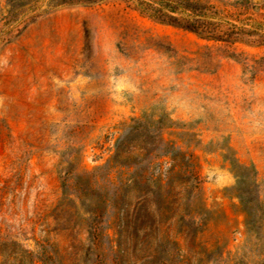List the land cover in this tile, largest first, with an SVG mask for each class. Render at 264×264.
Returning <instances> with one entry per match:
<instances>
[{
	"label": "rangeland",
	"instance_id": "obj_1",
	"mask_svg": "<svg viewBox=\"0 0 264 264\" xmlns=\"http://www.w3.org/2000/svg\"><path fill=\"white\" fill-rule=\"evenodd\" d=\"M139 1L0 0V264H121L114 239L86 233L117 223L115 186L130 176L100 169L117 152L139 164V181L172 176L183 204L182 179L195 177V205L208 213L171 239V264L261 261L228 189L239 165L264 183V45L159 22ZM200 1L228 20L264 22V0Z\"/></svg>",
	"mask_w": 264,
	"mask_h": 264
},
{
	"label": "trees",
	"instance_id": "obj_2",
	"mask_svg": "<svg viewBox=\"0 0 264 264\" xmlns=\"http://www.w3.org/2000/svg\"><path fill=\"white\" fill-rule=\"evenodd\" d=\"M247 4V5H246ZM242 7H249L251 4L246 3ZM258 6L257 4H253ZM137 7L145 14L159 22L173 25L206 38L215 41H235L241 35H247L257 38L260 44L264 45V22L251 17L249 22L241 23L236 20L225 19L212 13V6L209 3L193 0H144L137 3ZM134 126L132 127V129ZM192 157L186 160L185 165H193ZM138 163L124 164L120 161V154L117 152L103 167L109 172L116 175L121 169L128 170L130 178L128 183L115 186L114 199L116 206L113 216L117 220L115 225L108 227H95L90 225L86 229L88 235H94L97 232L102 233L106 239H114L117 251L122 253L121 264H171L172 258L177 257L179 250L175 240L182 233L183 224L186 223L191 214L197 212L200 215H206L208 209L202 204L199 209L195 205V177L188 176L182 179L180 190L187 191L186 202L183 204L182 199H178L175 194V179L164 183L161 178H143L139 181L134 174L138 173ZM241 171L236 175V185L228 190H232L239 202L241 212L245 218V233L249 240H255L263 253L261 261L258 263H250L246 259H237L233 263H229L223 257L213 261L212 264H264V194L262 192L263 182H260L257 172L253 167L244 165L238 166ZM253 173V178L249 173ZM172 175V172H171ZM142 182V184H141ZM143 188L141 194L136 197L137 204H132L130 193L134 187ZM152 194L156 208L152 209L147 196ZM75 201V200H74ZM111 214L106 209L97 208L96 210H88V217H98ZM174 224H179V231L173 237L171 230ZM193 225V222L189 223ZM199 225L196 226V230ZM254 238V239H252ZM158 239H161L157 241ZM134 243L133 255L139 254L136 258L129 259L130 249L123 248L128 242ZM158 242L157 247L153 248ZM175 246V251L167 250L166 246Z\"/></svg>",
	"mask_w": 264,
	"mask_h": 264
}]
</instances>
